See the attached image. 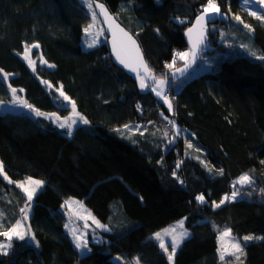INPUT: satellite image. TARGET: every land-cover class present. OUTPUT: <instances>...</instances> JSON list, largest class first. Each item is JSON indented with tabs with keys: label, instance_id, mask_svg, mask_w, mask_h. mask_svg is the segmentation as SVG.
Here are the masks:
<instances>
[{
	"label": "trees",
	"instance_id": "16d2710c",
	"mask_svg": "<svg viewBox=\"0 0 264 264\" xmlns=\"http://www.w3.org/2000/svg\"><path fill=\"white\" fill-rule=\"evenodd\" d=\"M99 2L137 37L151 72L169 81L165 94L173 111L154 92L141 94L114 64L106 35L84 48L83 28L90 18L80 0H0V69L12 75L7 82L0 75V100L12 99L10 84L41 112L62 116L70 109L57 91L62 87L89 121L69 136L46 116L0 107V162L8 177L0 180V210L6 224L21 218L27 199L14 182L48 180L63 199L70 189L85 192L87 181L78 170L70 177L57 168L68 144L97 178L85 193V205L107 225V232L99 231L105 242H90V251L81 255L65 232L63 213L34 202L26 224L35 241L14 240L9 253L0 254V264H117L114 254L137 256L141 264H169L148 236L184 216L190 235L174 264H264V240L246 242L240 261L227 256L222 262L217 252V229L230 228L241 240L264 236V60L257 58L264 55V22L249 15L243 0H218L228 18L208 25L201 52L208 62L198 74L176 80L171 72L184 61L177 59L173 69L166 65L175 52L188 48L184 33L207 0ZM254 10L264 14L259 5ZM34 43L39 48L32 56L47 61L35 71L22 56L24 46ZM124 125L138 131L128 133ZM70 158L75 167L78 157ZM54 172L58 177H51ZM244 173L252 175L253 184H235ZM234 185L241 194L213 208L212 202L230 195ZM200 194L204 203L196 200Z\"/></svg>",
	"mask_w": 264,
	"mask_h": 264
},
{
	"label": "snow or ice",
	"instance_id": "6c2138e0",
	"mask_svg": "<svg viewBox=\"0 0 264 264\" xmlns=\"http://www.w3.org/2000/svg\"><path fill=\"white\" fill-rule=\"evenodd\" d=\"M83 3L91 12L92 23H90L85 29L84 32L86 35H90L92 38L88 43V47L91 48L98 43L97 37L104 34V29L101 28L97 30V32L93 35L92 29L95 25L99 23L107 24L108 31L112 34V48L113 53L116 56V59L124 65L125 68H129L131 71L136 73V78L139 81V87L144 90L147 88H151V91L155 93V95L161 98L165 105H167V109L169 112L173 111V105L171 99L165 94V86H166V78H157L154 73L151 72V69L144 62L143 57L140 53L139 46L136 40L123 28L120 27L118 23H116L115 18L108 12L107 8L103 3H100L99 0H83ZM244 5H259L262 9H264V0H243ZM99 10V12L96 11ZM216 15H223L221 9L218 4V0H207V3L202 6L200 14L196 17V22L193 24L191 28L187 30V35L189 39L190 48L187 51H177L173 55L172 63L167 64L166 67L169 69H173L175 62L177 59L184 61V69L175 68V72H182L187 69L190 64L196 59L201 45L205 44L206 37V23L209 18ZM249 15L255 17L257 20L264 22V14H259L256 10H249ZM99 17H103V20H98ZM235 20L243 23L241 17L239 15H235L233 17ZM179 19V18H177ZM183 23V21H180ZM245 28L252 32L253 29L250 25L245 24ZM241 47H247L246 45H242ZM33 48H39L38 43H34L31 45L24 46L23 59L28 62L29 67L35 71V61H33L30 57V53ZM251 55L256 56L255 51H251ZM260 60H264V55L257 57ZM41 64H47L42 57L39 61ZM49 67H54V65H49ZM0 73L3 74V79L7 81L11 74L4 73L2 69H0ZM149 81L151 83L149 84ZM42 83H48L47 81H42ZM9 90L12 95V103H17L22 105L25 108H28L30 111L34 112L37 117L46 116L48 119L52 120L53 123H57L61 129H67V134L69 136L72 135L73 126L79 120L83 124H88L89 121L84 117L80 116L79 112L76 110V104L74 101H71L70 97L67 96L62 87L57 89L59 92V96L63 98V101L71 104L72 112L68 117H64L61 119L56 113H44L39 109L35 108L33 105L29 104L27 100L17 94L18 90L16 88L8 85ZM51 87V85H49ZM20 92H23V89H19ZM5 101L0 100V104H4ZM139 110V109H138ZM78 118V120H77ZM167 119V117H165ZM172 125L173 129H176V123L174 120L169 121ZM124 128H128V125H124ZM143 134V133H141ZM179 133L177 132V135ZM188 148L192 147L191 143H188ZM203 163V161H202ZM261 163H264L262 161ZM180 163H177V168H179ZM207 167V165H205ZM211 171V169H209ZM0 174H3V164L0 163ZM173 176H176V172L173 171ZM219 174H223V170H220ZM5 179L8 177L5 175ZM9 183H13L9 180ZM16 186L19 187L26 194V202L25 206L20 209L21 218L16 219L15 223L8 226L6 224L7 216L0 210V229L6 228V230L0 231V236L4 237V241L0 242V254L7 255L9 250L12 247V243L14 240L20 241H28L31 243L35 241V235L32 232L31 226L26 224V221L30 217V209L32 207V201L35 194H37L43 187L44 181L37 180L32 177H27L23 182H14ZM183 183V181H181ZM235 184L243 185H251L253 184V177L249 173H244L235 181ZM234 190L230 195H225L220 199L219 203L213 201L212 207L218 208L226 202L235 200L241 193L239 190L235 189V185L233 186ZM264 192V189L261 190ZM196 200L199 203L205 202V197L203 194L197 195ZM73 205H78L79 208H83L82 202L75 201L72 198L66 200L62 207H67L69 209V213L75 215L78 219L84 220V228L87 229L89 227L88 220H91L93 224L97 228H105L107 230V225L101 224L90 212H87L86 215L82 214L80 211H76L73 209ZM186 219V218H185ZM184 219L175 222L173 225L168 226L165 229H162L159 232L153 234L152 239L158 242L159 247L165 253H167V259L169 264H172L175 254L179 246L182 242L189 237L190 233L184 227ZM215 227V225H214ZM65 228L69 229V234L73 237L74 245L77 250L80 251L81 255H86L89 249V242L86 238L84 232H77L75 228H69V225L66 224ZM218 231L217 241L218 247L217 252L219 254L220 260L223 262L227 256L234 257L237 261L241 260V257L245 256L244 249L247 247V243L254 239L264 240V236L255 237L252 235L244 236L241 239H236L232 237V232L230 228H225L223 231ZM165 237H168L169 241H166ZM38 245V242H36ZM169 247L171 248V252L168 251ZM134 264H139V258H134Z\"/></svg>",
	"mask_w": 264,
	"mask_h": 264
},
{
	"label": "rangeland",
	"instance_id": "374dc122",
	"mask_svg": "<svg viewBox=\"0 0 264 264\" xmlns=\"http://www.w3.org/2000/svg\"><path fill=\"white\" fill-rule=\"evenodd\" d=\"M80 2L82 3V5H83V7H85V12H86V14H87V16L90 18V22H89V24L90 23H92V16H91V12L89 11V9L86 7V5L83 3V0H80ZM246 6V5H245ZM255 6H256V4H252V5H247L246 7V10H254L255 9ZM96 11H97V9H96ZM98 20H99V17H98ZM88 24V25H89ZM87 25V26H88ZM87 26H85L83 29H85ZM102 28V26H101V23H97L96 25H95V27L92 29V34L94 35L96 32H97V30H99V29H101ZM104 29V28H103ZM105 33V32H104ZM207 34V33H206ZM246 34V33H245ZM251 34H252V32H251ZM85 32H84V35H83V38H82V40H83V46H84V48H86V49H90L89 47H88V44L87 43H89L90 42V40H91V36L90 35H87L86 36V39H88L87 40V42H86V39H84L85 38ZM104 35L105 34H103V35H100V36H98L97 37V40H98V43L97 44H99L102 40H104L103 38H104ZM208 35V34H207ZM96 44V45H97ZM95 45V46H96ZM247 46V45H246ZM189 48H187L186 50H181V51H187ZM246 49H249V50H253V49H250L249 48V46H247L246 47ZM202 55V54H201ZM23 56V55H22ZM30 57H31V59L33 60V61H35V68H36V66L38 65V63H40L39 61H40V56H38V58L37 57H33L32 56V53H30ZM202 58V57H201ZM26 61V60H25ZM208 61L207 60H203L202 61V59H200V61H199V63H198V67L192 72V73H197L198 74V72H201L202 70H201V68H202V65L204 64V66L206 65V63H207ZM26 63H28L27 61H26ZM5 73V72H4ZM0 75H2V77H3V74L2 73H0ZM10 76H12V75H10ZM157 78H159V77H157ZM7 82V81H6ZM168 80H166V86H165V93H166V87H167V85H168ZM151 83V81H149V84ZM155 94V93H154ZM20 96V95H19ZM156 96V95H155ZM22 97V96H21ZM156 98H158L159 100H161V102H163V100L161 99V98H159V97H157L156 96ZM12 101V99L11 100H9L8 102H5L4 104H0V107H1V109L3 110V111H6V110H13V111H17V112H19V111H25V112H27V113H30L32 116H36L35 115V113L34 112H32V111H30L28 108H25V107H23L22 105H20V104H17V103H12L11 102ZM64 103H66L67 104V106L70 108L69 109V112L68 113H66L65 115H59V114H57L59 117H61V119H63L64 117H68L69 115H70V113L72 112V108H71V104L70 103H68V102H65L64 101ZM164 103V102H163ZM51 113H54V112H51ZM81 116V115H80ZM77 120H78V118H77ZM81 124H83L82 122H79V120H78V122L76 123V124H74V126H73V129L76 127V126H78V125H81ZM56 125L58 126V124L56 123ZM60 128V127H59ZM134 128V127H133ZM133 128H128V130H126L128 133H132V134H135L138 130L137 129H133ZM65 130L67 131V129L65 128ZM64 148H63V150L61 151V153H60V156H59V161H58V164H57V168H58V170L60 171H62V172H65L68 176H70V177H72V175H73V173L75 172V170H78L81 174H82V176L86 179V185H85V192H79V191H74V190H69L68 191V196L65 198V199H63L62 197H60L56 192H55V190H53L52 188H51V185L49 184V182H48V180H43L44 181V185H43V187H42V189L37 193V194H35L34 195V197H33V201H32V203H34V202H46L47 204H50V205H52L54 208L55 207H57V209L59 210V211H61L62 213H63V216H64V221H65V225L66 224H68L69 225V228H75L76 230H77V232L79 233V232H84L85 233V235H86V238H87V240H88V242L90 243V242H93V243H97V244H99V243H103V242H105V240H104V238L101 236V234L99 233V231H104V232H107V230L105 229V228H97L96 226H95V224H93L92 223V221L91 220H88V224H89V227L87 228V229H85L84 228V223H85V221L84 220H80V219H78L75 215H72V214H70L69 213V209L67 208V207H62V205H64V202L66 201V200H69V198H72L73 200H75V201H79V202H82V204H83V208L81 209V208H79V206L78 205H73V209L74 210H76V211H80L82 214H84V215H86L87 214V212H90L91 214H92V216H94V214L92 213V211L91 210H89V208L85 205V197L87 196L85 193H86V191L89 193V189H87L90 185H92L93 184V182H95V181H97V178H95V175L91 172V170L87 167V165H86V161L85 160H83V157H81L80 156V154H79V152H78V150L77 149H72V147H70L68 144H65L64 146H63ZM76 154V156L78 157V164L74 167L73 165H72V163H71V155H73V154ZM1 163V162H0ZM4 176H5V172L3 171V174H0V180H1V178H4ZM51 177L52 178H54V177H58V173L57 172H54V173H52V175H51ZM23 181H25V179H23L22 181H18V182H23ZM81 185V184H80ZM239 185V184H238ZM81 186H83V185H81ZM241 186V185H240ZM92 188V187H91ZM204 197H205V195H204ZM95 217V216H94ZM96 218V217H95ZM186 216H184V217H181V218H179V219H177V220H175V221H173L172 223H170V224H167V225H165V226H163V228L162 229H165V228H167L168 226H170V225H173L175 222H177V221H180L181 219H184V221L186 222ZM97 219V218H96ZM101 224H103V225H105L104 223H102L100 220H98ZM185 222H184V227L187 229V227H186V225H185ZM65 225H64V229L68 232V235H69V237L71 238V239H73V237L69 234V229L68 228H65ZM162 229H160V230H157V231H155V232H152V234H150L148 237L150 238V239H152V236H153V234L154 233H156V232H159V231H161ZM187 231L189 232V230L187 229ZM190 233V232H189ZM218 236V235H217ZM165 239H166V241H169L170 242V240H169V238L168 237H165ZM157 242V241H156ZM73 243H74V241H73ZM158 243V242H157ZM159 245V244H158ZM89 246V245H88ZM77 250V249H76ZM163 251V250H162ZM168 251L169 252H171V248L169 247V249H168ZM164 252V251H163ZM79 253H80V251H79ZM166 254V256H167V253H165ZM134 258H138L137 256H133L132 258H125V257H123V256H120V255H112L111 256V259H112V261L113 262H115V263H117V264H134ZM168 260V259H167ZM139 264H141V262L139 261ZM172 264H174V260H173V262H172Z\"/></svg>",
	"mask_w": 264,
	"mask_h": 264
},
{
	"label": "water",
	"instance_id": "95a60500",
	"mask_svg": "<svg viewBox=\"0 0 264 264\" xmlns=\"http://www.w3.org/2000/svg\"><path fill=\"white\" fill-rule=\"evenodd\" d=\"M100 3H101V2H100ZM105 7L107 8L108 12H109V13L115 18L116 23H118V24L120 25L121 28H123L126 32H128V33H129V34H130V35L136 40V42H137V44H138V46H139V49H140V53H141V55H142V57H143V60H144V62L147 64V59H146L145 56H144V53H143L142 47H140V44H139V41H138L137 37H135L134 34H133V33H132L127 27H125V26H124V25L118 20L117 17L114 16V14L108 9L107 6H105ZM97 12H99L98 9H97ZM222 13H223V15H216V16H212V17L209 18L208 22H207L206 25H205V27H206V33H207L208 25L214 23V22L217 20V18H223V19H227V18H228V15H227V14H225L224 12H222ZM197 16H198V15H197ZM197 16H196V17H197ZM98 17H99V16H98ZM99 20L102 21V20H103V17H99ZM195 22H196V18L194 19L192 25H191L189 28H191V27L193 26V24H195ZM101 25H102V28H104V32H105V35H106V38H107V46H108V49H109L110 57H111V60H113L114 64H115L118 68H120L121 70H123V72H125V73H126V74H127L132 80L135 81V83H136V87H137V90H139V92H140L141 94H146L147 92H152L150 87L147 88V89L142 90V89L139 87V81H138L137 78H136V73L133 72V71H131L129 68H125L124 65L121 64V63L116 59V56H115V54L113 53V48H112V34H111V32L108 31V26H107V24H103V23H101ZM189 28H188V29H189ZM188 29H186V31H185V33H184V40H185V45H187V47L190 48L189 39H188V35H187V30H188ZM207 38H208V35L206 34V37H205V41H206V42H207ZM206 42H205V43H206ZM203 46H204V45H201V47H200V51H199V53H198L196 59L190 64V66H189L187 69H185V70L182 71V72H175V69H174V70L171 72V75H172L173 78H175L176 80H177V79H179V80L185 79V78L188 77V75H190V74H191V73H192V72L198 67L197 65H198V63H199V61H200V59H201V56H202V55H201V52H202V48H203ZM147 66H148V64H147ZM177 68L184 69V64L181 65V66H179V67H177ZM240 264H242V263H240Z\"/></svg>",
	"mask_w": 264,
	"mask_h": 264
},
{
	"label": "crops",
	"instance_id": "0c3cea01",
	"mask_svg": "<svg viewBox=\"0 0 264 264\" xmlns=\"http://www.w3.org/2000/svg\"><path fill=\"white\" fill-rule=\"evenodd\" d=\"M94 184H96V182H93V184L92 185H90L87 189H89L88 191L90 192L91 191V187L94 185ZM55 208H57V207H55ZM65 232H67L66 230H65ZM68 233V232H67ZM72 240V242H73V239H71Z\"/></svg>",
	"mask_w": 264,
	"mask_h": 264
},
{
	"label": "bare ground",
	"instance_id": "6f19581e",
	"mask_svg": "<svg viewBox=\"0 0 264 264\" xmlns=\"http://www.w3.org/2000/svg\"><path fill=\"white\" fill-rule=\"evenodd\" d=\"M168 95V94H167Z\"/></svg>",
	"mask_w": 264,
	"mask_h": 264
}]
</instances>
